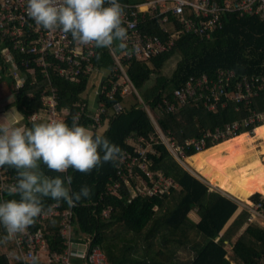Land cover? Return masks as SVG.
<instances>
[{"label": "trees", "instance_id": "obj_1", "mask_svg": "<svg viewBox=\"0 0 264 264\" xmlns=\"http://www.w3.org/2000/svg\"><path fill=\"white\" fill-rule=\"evenodd\" d=\"M148 1L119 0L120 3L131 4L137 11L135 19L130 17L137 22L133 34L159 37L167 46L165 50L140 58L130 55L129 52L133 51L126 42L124 49L115 46L112 49L94 47L92 68L82 72L78 82L66 80L53 71L48 78L38 69L36 81L28 74L23 86L16 90V79L10 75L12 65L6 61L7 53L4 52L10 45L0 32V86L1 83L6 85L9 80L13 82L11 94L15 97L9 105H14L23 115L24 126H30V117L45 108L43 90L48 89L49 93L51 86H54L59 97V109L69 108L64 116L66 123L71 125L72 116L79 114L82 126L91 127L94 131L103 130L104 135L119 146L123 154L130 152L140 155L138 143L143 147L146 143L151 144L140 160L147 161L152 171L160 172L176 182L177 185L168 193L131 198V187L136 185L135 177L139 174L146 177L137 164L133 166V172H130L127 162L120 160L118 166L111 162L103 163L88 174L73 169L63 174L73 177L70 185L72 191H79L83 186L90 188V197L82 198L74 207L75 236H91L93 243L99 244L105 251L109 264H264V225L249 222L250 210L236 199L250 203V196L258 201L261 194L264 195V158L257 156L258 153L264 156V133L261 138L253 139L245 132L252 129L249 126L240 127L239 136L225 141L214 142L206 136L207 132H215L227 124L242 122L254 111L264 112V89L256 88L257 95L250 102L239 105L224 95L215 109L205 104V91L188 96L184 103L176 95V90H182L191 77L208 74L216 78L221 68H231L237 73L227 87L228 91L233 89L242 75L255 74L262 82L264 20L258 14L241 15L230 11L222 17L223 26L212 32L210 37L192 33L175 35L181 28L179 17L171 12H163L161 6L155 10L137 7ZM215 1L220 5L227 2ZM126 30L129 40L128 35L132 31ZM12 56L20 63L22 57L18 52L13 51ZM173 59L175 64L172 67L169 64ZM123 67H126L125 73L133 84V89L124 94L121 92L124 85L119 84V78L124 74ZM102 72L107 76L103 78L102 91L100 89L96 97L97 103H104L106 109L101 112L100 120L96 121L94 116L99 106L95 109L88 106L87 99L91 93L88 87L92 86L91 79L95 74H98L95 77H103ZM152 79L154 82L150 83ZM117 82L118 91L109 97L107 90ZM2 89L4 92L5 89ZM130 93H134L138 101L130 106L124 105L123 101ZM4 95L0 94V98ZM117 102L122 103V109L110 114L109 107ZM151 114L160 129L179 144H184L188 139L206 137L207 147L210 148L202 151L193 147L186 149V161H192L196 171L213 186L236 198L186 169L166 143L154 140L153 137L159 134ZM262 125L264 123L256 126ZM258 140L260 152L257 153L254 150L259 146L255 144ZM216 143L219 144L211 147ZM2 168L16 180L14 169L7 166ZM41 171L47 176L60 175L43 166ZM254 176L261 177L262 186L242 194L247 186L245 180ZM116 182L120 183V187L114 191ZM7 199L18 200L19 196H10L5 192ZM52 202L45 199L44 206ZM60 202L63 206L67 204ZM109 206L110 214L106 217L103 211ZM47 227L51 233V249H59V245H62L59 218L48 221ZM5 234L0 226V264H27L14 241H4ZM187 249L192 255L184 260L179 253Z\"/></svg>", "mask_w": 264, "mask_h": 264}, {"label": "built area", "instance_id": "obj_2", "mask_svg": "<svg viewBox=\"0 0 264 264\" xmlns=\"http://www.w3.org/2000/svg\"><path fill=\"white\" fill-rule=\"evenodd\" d=\"M121 4L125 7L123 26L132 31L128 35L130 37L129 40L125 41L131 46L133 51L129 52L130 55L134 54L137 57L145 58L151 53L165 50L167 46L163 39L159 37L149 38L138 33L133 34V29L137 27V22L133 20L135 15H137V11L129 3ZM26 5L27 0H0V32L10 45V47L5 48L4 52L11 55V58L6 61L12 64L10 75L16 79L15 89L17 90L23 86L26 79L21 80L22 75H32L35 80L38 69L48 78L53 71L66 80L78 82L80 74L92 68V56L95 53L94 46L77 45L73 42L70 34L65 35L59 31L50 32L37 26L33 20L27 17L25 13ZM142 6L145 9L151 7L153 10L161 6L163 12H171L179 17L181 28L178 29L175 35L192 33L201 37H210L212 32L223 26L222 17L230 11L239 12L241 15L258 14L264 20V0H227L224 5L218 4L215 0H149L144 4L137 5L140 9H143ZM131 16L134 18H130ZM13 51L18 52L22 57L20 58V63L12 56ZM1 70L2 68H0V73ZM123 71L124 74L119 78V84L124 85L121 90L122 94L128 93L133 89L131 80L124 69ZM236 76V71L231 68L218 69L216 78H211L208 74L198 77L194 76L187 81L182 90H176V95L184 103L188 96H194L198 91H205V104L210 109H215L217 103L224 95L235 100L239 105L241 102H250L252 97L257 95L256 88L264 89V77H262V82H260L259 76L246 74L240 76L233 89L228 91L227 87L232 84V80ZM18 85L19 87H17ZM116 91H118V82L113 84L110 90H107V94L109 97H113ZM11 97L14 98V94ZM58 98L57 89L54 86H51L49 93L48 89L43 90L42 101L45 108L34 113L38 116V121H41L42 118H45L46 121L49 119L64 121V116L69 108L63 107L59 109ZM5 105V100L0 98V115ZM238 105L237 107L239 108ZM97 107V113L94 118L99 121L101 112L105 111L106 108L104 103L101 102L97 103ZM122 107V103L117 102L109 107V112L110 114L117 113ZM145 107L150 112L146 105ZM152 119L159 134L156 140L166 143L177 159L186 156V149L193 147L199 151L208 148L206 137L188 139L184 144L177 143L176 140L168 137L160 129L153 115ZM259 123H264V112L254 111L252 115L245 118L242 122L236 121L227 124L224 128H217L215 132H207L206 136L211 141L218 142L238 135L240 127L252 126V129L245 131L252 133ZM138 151L140 155H133L127 152L123 154L122 159L127 162L130 172H133V166L137 164L146 176L143 177L139 174L135 177L136 185L131 187V198L137 195L152 196L170 192V189L177 185L176 182L160 172L152 171L147 161L140 160L144 157L147 149L138 148ZM12 183H15L14 177L5 173L3 168H0V186ZM119 187L120 183L116 182L113 186L114 191ZM261 195L262 197L258 201L252 198L250 203H243V205L250 210L249 222L264 225V195ZM0 199L5 200V191H0ZM49 207L52 208L50 214L41 215L26 232L18 234L11 239L14 241L17 251L20 252L25 263L80 264L76 261L78 259L83 264H109L105 251L99 244L93 243L91 236L82 235L76 238L75 206L69 207L67 204L63 206L61 202L54 201L50 205L44 206L45 210ZM110 210V206L105 208L103 211L104 216H109ZM56 217L59 218V236L62 245H59V249H51L49 237L51 233L49 227H47V222Z\"/></svg>", "mask_w": 264, "mask_h": 264}, {"label": "clouds", "instance_id": "obj_3", "mask_svg": "<svg viewBox=\"0 0 264 264\" xmlns=\"http://www.w3.org/2000/svg\"><path fill=\"white\" fill-rule=\"evenodd\" d=\"M25 13L44 30L70 34L77 45L126 47L124 7L119 0H27ZM22 119L16 109L0 118V168L7 166L16 171L15 183L0 186V191L19 196L18 200H0L5 242L26 232L41 215L52 212L51 207L45 210V199L74 207L82 198L90 197L87 186L71 190L73 177L63 175L69 169L88 174L103 163L118 166L123 159L121 148L111 143L103 131L79 123V114L72 116L71 125L57 119L38 122L34 114L30 126H21ZM41 166L60 175L47 176Z\"/></svg>", "mask_w": 264, "mask_h": 264}, {"label": "rangeland", "instance_id": "obj_4", "mask_svg": "<svg viewBox=\"0 0 264 264\" xmlns=\"http://www.w3.org/2000/svg\"><path fill=\"white\" fill-rule=\"evenodd\" d=\"M143 9H145V7H143ZM11 58V55L9 54V53H7V55H6V59H10ZM175 64V59H173L172 61H170V64H169V66H172L173 67V65ZM10 65H12V64H10ZM124 68V70L126 69V67H123ZM104 73L102 72V75H103ZM96 75H98V74H95V76ZM101 75V74H100ZM95 76H93L92 77V79H91V81L93 82V84H92V86L90 87H88L89 89H90V91H91V93L88 95V99L87 100H89V102L87 101V103L90 105V104H95V102H96V100H95V96H97V94H98V90H100L101 89V87H102V83H103V78L104 77H106L107 76V74H104L103 75V77L102 78H99V77H95ZM26 79V76H21V80H25ZM20 80V79H19ZM36 80V79H35ZM123 80V79H122ZM154 82V80L152 79L151 80V82L150 83H153ZM149 83H147L146 85H148ZM6 87H5V90H4V92H3V89L0 87V94L2 95V93L3 94H7V95H9V98H8V101L9 102H13L14 101V98H10L11 97V92H12V89H13V82L11 81V80H9L8 82H7V84L5 85ZM98 91V92H97ZM97 98V97H96ZM138 101V99H137V97L135 96V94L134 93H130L129 95H127V97H125V99H124V101H123V104L124 105H128V106H130V105H132V104H135L136 102ZM7 102V101H6ZM97 106V105H96ZM11 109H16V111H17V108L14 106V105H8V106H6L5 108H4V113H3V115H5L6 113H8V112H10L11 111ZM148 109H149V107H148ZM41 121H46V119L45 118H42L41 119ZM19 123H20V125L21 126H24V120L22 119V120H20L19 121ZM263 124V123H262ZM87 128H89V129H92L93 130V128H91V127H87ZM256 128H254V130H255ZM101 131H103V130H101ZM249 133V132H248ZM250 134H252V133H250ZM158 138V136H154L153 137V139L154 140H156ZM230 138V137H229ZM228 139V138H227ZM226 140V139H225ZM225 140H223V141H225ZM223 141H221V142H223ZM221 142H219V143H221ZM219 143H216V144H214V145H212L211 147H214L215 145H217V144H219ZM139 145H138V148H142V149H149L150 147H151V144H149V143H146L145 144V146L143 147L142 145H141V143H138ZM255 144H257V145H259L260 144V142H259V140L258 141H256V143ZM208 148H210V147H208ZM208 148H206V149H208ZM204 150V149H203ZM237 150V149H236ZM256 150H257V153L258 152H260V145L259 146H257L256 147ZM199 151H202V150H199ZM257 156L259 157V158H264V156L263 155H261L260 153H258L257 154ZM188 156H185V157H183V158H180V159H178V161L182 164V166H184L186 169H188V170H190L191 172H193V173H195L196 175H198L199 177H201L203 180H205V181H207L208 183H210V181L208 180V179H206L202 174H200L198 171H196L197 169L194 167V165H193V162L192 161H190L189 163H188V161H186V158H187ZM245 182H247V186H246V188L245 189H243L242 190V194H244V193H247V192H250V191H252L253 189H255V188H260L261 186H262V184H263V180L261 179V177L260 176H254V177H252L250 180H245ZM213 186V185H212ZM214 187V186H213ZM217 189H219V188H217ZM220 190V189H219ZM221 191V190H220ZM223 192V191H222ZM225 193V192H224ZM235 197V196H234ZM238 199V198H237ZM249 200L250 201H252V199H251V197L249 198ZM239 201L241 202L240 204L243 206V203L244 204H246L247 202H245V201H243V200H240L239 199ZM195 237H197V235H194ZM191 255H192V252H189L188 251V249L187 250H182V251H180V253H179V256H180V258H182V259H184V260H188L190 257H191Z\"/></svg>", "mask_w": 264, "mask_h": 264}, {"label": "crops", "instance_id": "obj_5", "mask_svg": "<svg viewBox=\"0 0 264 264\" xmlns=\"http://www.w3.org/2000/svg\"><path fill=\"white\" fill-rule=\"evenodd\" d=\"M1 88H4L5 89V84H3V83H1V86H0ZM86 96V95H85ZM9 98V95H7V94H5L3 97H1V98H4V100L5 101H7L8 99L7 98ZM10 98H13V97H10ZM95 100H96V102H95V104H88V106H90V108L91 109H95L97 106V98H96V96H95ZM88 102H89V100H88ZM8 105H9V103H8ZM6 106V105H5ZM5 108V107H4ZM5 111H4V109H3V111H2V113H1V115H0V118H2L4 115H3V113H4ZM17 112H19L18 110H17ZM20 113V112H19ZM20 115H22L21 113H20ZM23 116V115H22ZM260 126V125H259ZM257 127V126H256ZM252 134H254V132H252ZM254 152H257V150L255 149L254 150ZM211 186H212V184L211 183H209ZM215 188H218V187H216V186H214ZM220 190H222V189H220ZM223 191V190H222ZM223 192H225V191H223ZM226 194H228V195H230V193H227V192H225ZM230 196H232V197H234L233 195H230ZM234 198H236V197H234ZM237 199V198H236ZM237 200H239V199H237ZM194 216V215H193ZM78 262L80 263V264H83L80 260H78Z\"/></svg>", "mask_w": 264, "mask_h": 264}, {"label": "bare ground", "instance_id": "obj_6", "mask_svg": "<svg viewBox=\"0 0 264 264\" xmlns=\"http://www.w3.org/2000/svg\"><path fill=\"white\" fill-rule=\"evenodd\" d=\"M263 133H264V126L262 125L261 127H259V126L256 127V129L254 130V134L248 133L247 135L250 136L253 139H258V138H261L263 136ZM237 136H239V134L238 135H235L233 137H237Z\"/></svg>", "mask_w": 264, "mask_h": 264}]
</instances>
